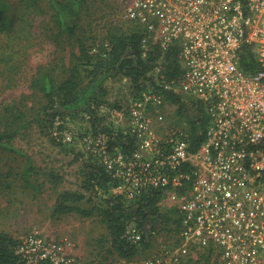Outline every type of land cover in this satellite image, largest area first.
I'll use <instances>...</instances> for the list:
<instances>
[{
	"label": "built area",
	"instance_id": "1",
	"mask_svg": "<svg viewBox=\"0 0 264 264\" xmlns=\"http://www.w3.org/2000/svg\"><path fill=\"white\" fill-rule=\"evenodd\" d=\"M109 1L141 27L145 54L154 44L164 51L175 46L181 65L168 77L159 61L150 73L153 88L142 82L149 89L132 102L126 130L135 148L110 152L105 144L100 152L118 181L115 193L131 199L160 189L159 205L175 211L173 242L143 264L201 255L208 264H264V0ZM245 45L255 56L253 71L241 63ZM169 91L205 107L208 122L196 150L187 125L165 135L153 127L155 118H166ZM126 237L140 246L144 230L131 223ZM16 253L24 264H81L71 240L40 230Z\"/></svg>",
	"mask_w": 264,
	"mask_h": 264
},
{
	"label": "rangeland",
	"instance_id": "2",
	"mask_svg": "<svg viewBox=\"0 0 264 264\" xmlns=\"http://www.w3.org/2000/svg\"><path fill=\"white\" fill-rule=\"evenodd\" d=\"M92 1V10L84 15L79 35L84 36L88 47L96 52L107 46L111 25L123 24L125 19L112 2ZM0 9L15 20L16 15L21 13L18 0H0ZM25 15L24 31L18 28L9 38L11 46L7 48V53L13 61L0 67V131L13 130L29 121L46 102L43 93L31 87L39 65L52 62L57 57L55 73L62 80L67 76L63 61L70 65L76 60L72 54V51H76L75 42L71 44L66 41L57 48L47 35V16L31 11ZM3 50L6 49L1 47L0 58ZM12 68L16 73L9 82L8 77L13 76ZM153 76V73L150 74L146 80L150 89L154 85L151 84ZM105 86L108 89V105L100 111L102 125H92L88 115L83 113L67 116L52 128L57 142L43 132L35 121L19 130L13 143L26 151L37 165L41 190L25 187L21 182L18 172L25 164L22 156L0 150V230L8 231L18 239L16 250L23 238L40 230L49 238L71 240L81 264H143L147 258L165 250L173 242L172 225H168L154 235L149 245H140L136 255L122 258L113 248L107 223L98 212L90 217H84L77 211L53 214L54 204L62 191L82 189L86 161H101L100 152L105 144L110 152L118 149V146L110 148L109 135L102 131V127L107 125L126 131L130 124L129 108L132 102L138 99L143 89H149L145 84L138 90V86L123 75L107 79ZM176 109V103L171 101L164 122L154 119L153 127L158 134L165 135L187 125L177 116ZM68 135L72 139H68ZM51 172L59 175L58 182L50 176Z\"/></svg>",
	"mask_w": 264,
	"mask_h": 264
},
{
	"label": "trees",
	"instance_id": "3",
	"mask_svg": "<svg viewBox=\"0 0 264 264\" xmlns=\"http://www.w3.org/2000/svg\"><path fill=\"white\" fill-rule=\"evenodd\" d=\"M18 1L21 13L16 15V20L0 9V48L6 49L2 51L0 58L6 62L0 61V67L13 61L7 53V48L11 46L9 38L18 28L24 31L25 14L30 11L48 17V27L45 30L57 48L63 46L66 41L70 43L73 41L74 49L78 52L72 51L76 60L70 65L63 61V69L67 76L62 80L58 79L55 73L58 66L55 61L57 57L52 62L39 65L31 87L41 91L46 102L29 121L13 130L0 131V150L16 153L25 160L24 166L18 172L23 185L41 190L42 183L37 176L39 175L37 165L26 151L13 143L22 127L35 121L43 132L51 135V139L57 142V136L53 134L55 132L52 128L57 121L64 120L67 116L83 113L88 115L92 125H102L100 111L102 107L108 105L106 99L108 89L105 86L107 79L123 75L130 78L139 90L142 82L149 78V74L159 61L163 64V71L168 77L178 75L181 72V65L175 46L164 51L159 44H154L145 54L141 27L137 22L126 19H123V24H112L108 29L107 46L93 52L85 42L84 36L79 35L84 15L92 10V0ZM241 57L245 70L257 69L255 56L248 45H245ZM11 72L13 76H7L9 82L14 79L16 73L13 68ZM167 96L170 101L176 103L177 116L189 129L191 149L196 150L204 139L208 122L204 105L199 100L184 98L172 91H169ZM102 131L109 135L110 148L118 146L124 151L135 148V136L131 133L107 125L102 127ZM49 174L55 182L60 180L59 175L54 172ZM83 176L82 189L75 191L66 189L58 195L53 214L77 211L84 217H90L98 212L107 223L113 248L122 258H131L139 250L138 244L126 237L131 223L144 230L142 244L149 245L156 233L175 221V211L163 209L159 205L163 194L160 189L145 190L131 199L115 193L113 189L118 181L101 161H86ZM18 242V239L8 231L0 230V264H24L16 253ZM208 262L209 258L201 255L198 259L189 258L183 264H208Z\"/></svg>",
	"mask_w": 264,
	"mask_h": 264
}]
</instances>
